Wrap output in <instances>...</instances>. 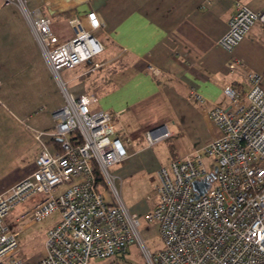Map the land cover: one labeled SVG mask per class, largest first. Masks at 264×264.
Masks as SVG:
<instances>
[{"label": "built area", "instance_id": "obj_1", "mask_svg": "<svg viewBox=\"0 0 264 264\" xmlns=\"http://www.w3.org/2000/svg\"><path fill=\"white\" fill-rule=\"evenodd\" d=\"M4 1L21 9L57 77L61 70L102 52L103 45L93 33L103 24L94 10L70 15L73 37L63 41L53 33L51 18L41 7H28V0ZM235 9L217 40L227 51L254 21L264 25V7L252 10L237 4ZM226 68L229 82L222 92L227 100L209 110L217 130L201 147L212 157L210 170L200 149L173 158L157 170L158 183L147 195L156 201L145 217L157 226L163 241L152 252L140 240L149 264L264 263L262 74L236 56ZM65 92V103L52 112V129L33 130L41 143L36 168L0 194V264H90L91 258L123 254L139 241V218L124 205L118 176L109 171V166L128 156L130 140L116 133L111 111L93 107L94 95L75 94L68 88ZM188 98L201 101L203 96L191 89ZM44 133L59 140L57 150H50ZM169 135L165 126L145 132L148 144ZM212 170L210 185L192 199L193 180ZM36 192L43 197L17 219L37 221L57 211L58 220L46 232L43 254L26 259L19 254L17 230L5 216Z\"/></svg>", "mask_w": 264, "mask_h": 264}, {"label": "crops", "instance_id": "obj_2", "mask_svg": "<svg viewBox=\"0 0 264 264\" xmlns=\"http://www.w3.org/2000/svg\"><path fill=\"white\" fill-rule=\"evenodd\" d=\"M237 4L262 9L264 0H28V7L50 16L63 41L73 37L70 15L94 10L103 24L95 31L102 52L57 77L21 9L0 0V194L36 168L41 143L33 130L52 129V112L65 103L66 88L94 95L93 107L111 111L116 133L129 138L128 156L112 164L124 182L201 148L216 133L208 112L227 100L222 87L232 57L261 72L264 86L261 22L254 21L232 51L217 43ZM191 89L201 101L188 98ZM159 126L170 131L162 138L168 141L166 163L145 138ZM43 138L50 150L59 148L57 138ZM26 211L15 218L17 235L33 222L17 219Z\"/></svg>", "mask_w": 264, "mask_h": 264}, {"label": "rangeland", "instance_id": "obj_3", "mask_svg": "<svg viewBox=\"0 0 264 264\" xmlns=\"http://www.w3.org/2000/svg\"><path fill=\"white\" fill-rule=\"evenodd\" d=\"M93 35L96 38H99V32H94ZM98 57L99 55L94 58ZM76 94H80V92H77ZM115 120L116 118L112 119L114 123ZM153 144L154 151L158 152L162 163H166L165 160L169 157L167 148L168 141L162 139L155 141ZM199 149L203 155L205 164L210 170L209 164L211 163L212 157L205 155L202 148ZM211 168L213 169V166ZM109 171L115 174L113 165L109 166ZM141 174L142 177H140ZM157 181V173L154 170L150 173L145 172L134 174L130 183L122 181V178L120 177L116 178L121 200L124 205L130 211L135 212L139 218V241L137 240L130 244L122 255L91 258L90 264H149L144 255L143 247L139 243L140 240L152 252L157 251L163 246V241L157 226L148 221L145 217L146 213L151 209V205L155 202V199H149L147 195L151 193L155 185L158 183ZM42 197L43 194L40 192L31 194L11 207L5 216V220L11 225V227L17 228L18 225L16 226L15 224V218L22 212L30 209V207L34 205V202L40 200ZM57 220L58 213L55 211L40 220L31 222L24 230L18 233L16 237L17 243L24 258L33 259L41 255L43 251L42 244L46 237V232L50 227L57 223Z\"/></svg>", "mask_w": 264, "mask_h": 264}, {"label": "water", "instance_id": "obj_4", "mask_svg": "<svg viewBox=\"0 0 264 264\" xmlns=\"http://www.w3.org/2000/svg\"><path fill=\"white\" fill-rule=\"evenodd\" d=\"M215 168V167H214ZM213 168V169H214ZM214 172L213 170L207 174L206 177L201 178V179H195L193 180V187H194V193L192 195V199H196L201 195L202 193L205 192L207 187L210 185L209 182L213 176Z\"/></svg>", "mask_w": 264, "mask_h": 264}, {"label": "trees", "instance_id": "obj_5", "mask_svg": "<svg viewBox=\"0 0 264 264\" xmlns=\"http://www.w3.org/2000/svg\"><path fill=\"white\" fill-rule=\"evenodd\" d=\"M97 177H98V180L99 181H101L102 180V178H101V176H100V174H99V172L97 171ZM119 255V254H118ZM122 255V254H121ZM262 264H264V263H262Z\"/></svg>", "mask_w": 264, "mask_h": 264}]
</instances>
